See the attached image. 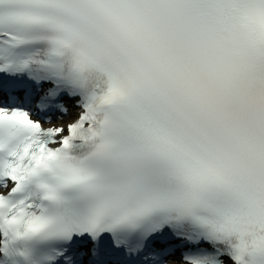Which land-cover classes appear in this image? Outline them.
I'll return each instance as SVG.
<instances>
[{
  "label": "snow or ice",
  "instance_id": "obj_1",
  "mask_svg": "<svg viewBox=\"0 0 264 264\" xmlns=\"http://www.w3.org/2000/svg\"><path fill=\"white\" fill-rule=\"evenodd\" d=\"M0 264H264V0H0Z\"/></svg>",
  "mask_w": 264,
  "mask_h": 264
}]
</instances>
